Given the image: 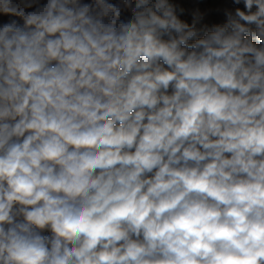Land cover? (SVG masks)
<instances>
[{"label": "clouds", "instance_id": "1", "mask_svg": "<svg viewBox=\"0 0 264 264\" xmlns=\"http://www.w3.org/2000/svg\"><path fill=\"white\" fill-rule=\"evenodd\" d=\"M0 264H264V0H0Z\"/></svg>", "mask_w": 264, "mask_h": 264}]
</instances>
